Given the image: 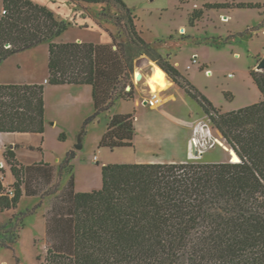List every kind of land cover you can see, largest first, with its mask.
<instances>
[{
	"label": "trees",
	"instance_id": "obj_1",
	"mask_svg": "<svg viewBox=\"0 0 264 264\" xmlns=\"http://www.w3.org/2000/svg\"><path fill=\"white\" fill-rule=\"evenodd\" d=\"M69 1L119 7L128 39L119 41L111 33V42H57L55 37L67 24L47 6L3 0L0 61L48 42V82L93 87L94 111L85 119L86 127L110 112L119 99H134L130 80L144 56L156 61L200 104L241 160L237 156L236 162L108 163L102 166L100 188L76 191L72 173L76 153L70 149L63 162L69 167V180L47 212L49 246L42 264H264V71L251 70L261 101L221 111L169 55L145 38L124 0ZM256 6L262 4L225 1L205 3L204 9ZM203 13L190 11L188 24L195 26ZM135 121L134 112L110 114L99 146L135 147ZM45 125L44 83H0V132L43 133ZM4 154L16 180L5 186V170L0 167V210L17 208L24 192L51 194L53 165L21 164L11 148ZM21 221L24 227V218Z\"/></svg>",
	"mask_w": 264,
	"mask_h": 264
},
{
	"label": "rangeland",
	"instance_id": "obj_2",
	"mask_svg": "<svg viewBox=\"0 0 264 264\" xmlns=\"http://www.w3.org/2000/svg\"><path fill=\"white\" fill-rule=\"evenodd\" d=\"M32 1L47 6L58 19L66 22L67 29L55 37L57 42H111V33L119 41L128 39L123 11L112 3L108 5H77L76 7L67 0ZM124 1L132 9L136 16L135 21L138 28L143 30V35L148 41L154 42L160 52L171 53L172 57L178 58L182 65H188V68L192 67L190 70L191 79L186 77L191 83L194 81L193 84L217 109L232 111L243 107L240 106L243 102L250 105L262 100L263 95L255 84L250 71L252 68H257L259 57L264 53L263 32L259 31V34H255L253 37L240 36L238 40L231 42L195 44L190 42L191 39L188 37L186 28L185 32L177 28L181 24H188L185 17L186 11H211L212 20L208 23L209 28L207 29L209 32L207 31L206 34H202L198 38H193V41L207 42L208 39L216 41L218 37H213L211 34L213 32L224 33L227 26H232V28L242 32L244 31L243 27L247 24L251 27L256 26L264 18V5L241 9L238 7L234 10L232 19L225 18L223 15L221 21L214 16L218 10L228 12L229 9L237 7L204 9L205 3L229 1L264 4V0ZM75 8L80 11L75 13ZM3 9V0H0V19ZM102 12H105L106 15H103ZM203 22L207 24L208 21L205 19ZM9 46L6 44V47ZM190 54L194 58L200 56V58L198 57L199 60L193 62ZM205 60L209 61L207 67H203ZM48 61L49 43L46 41L23 51L12 53L0 63V81L19 83L20 80L31 81L39 77L44 79L45 75L48 76ZM156 65H159L156 61H149L142 56V64L136 67L130 80L133 84L134 99L130 101L119 99L110 112L101 114L97 120L90 122L86 127H83V123L88 116L84 120L80 119L87 112L93 110L92 102L90 103L92 86L78 85L90 89L91 92L86 97L88 104L85 103L86 99H84L82 109L79 112L77 109L59 110L54 102H57L58 98L62 96L61 93L65 86L52 85L55 90L46 98L49 118L44 131V156L47 161L53 163L59 157L63 163L66 153L73 149L76 156L72 160V164L75 165L79 189L100 188L102 186V166L108 163H130L146 160L151 162H180L190 160V158L208 162L232 161L231 154L236 162V152L231 149L222 133L213 126L200 104L183 89L173 85L171 88L163 90L162 104L159 106L150 105L146 102L152 98V95L148 91L149 87L146 84L145 75L151 73ZM139 72L143 73L141 79L137 78ZM172 88L177 100L167 94ZM131 89V84L125 88L127 91ZM115 109L122 112L130 110L135 113L137 133L135 147H119L113 150L109 147L99 146L109 116ZM55 119L59 120V124H52ZM196 139L200 150L198 154L193 153L192 150V145L195 150L197 149ZM34 140L38 141L37 137ZM189 141L190 158L185 152ZM79 142L82 143V147H77ZM36 154L38 155V152ZM96 154L100 156L99 162L94 159ZM68 170L69 167L66 165L61 167L60 179L63 175L69 174ZM9 176L10 174L6 175L7 181H9ZM60 179L54 183L55 185L48 187V192L55 193L58 191L57 194H59L63 184ZM54 199L55 197L49 199L51 204ZM32 201L33 199L30 197H23L21 200L22 209L30 208ZM39 205L33 209L35 212L29 215L24 240L18 244L17 241L23 227L21 220L23 218L25 220V216H22L20 212L26 211L21 209L15 211L13 217L4 221L1 220L5 216L0 213V242L6 245L0 246V264L44 263L49 246L48 238L36 237L37 248L33 247L29 238L30 234L38 233L37 223L44 210V207L39 208ZM8 245L12 247L9 248Z\"/></svg>",
	"mask_w": 264,
	"mask_h": 264
},
{
	"label": "crops",
	"instance_id": "obj_3",
	"mask_svg": "<svg viewBox=\"0 0 264 264\" xmlns=\"http://www.w3.org/2000/svg\"><path fill=\"white\" fill-rule=\"evenodd\" d=\"M67 1L71 5L77 7V5L75 3H72L69 0H67ZM52 2H54V1H52ZM262 5H264V4H262ZM235 9H238V7L237 8H231V9L228 10V12L219 11L218 10V12H216V14L215 15L213 14V15L215 16V18L217 20H219V19L221 20V16H223V15H225V18L228 17V18L232 19L234 17V10ZM79 11H80L79 9L75 8V13H78ZM189 12H190L189 10L185 12L186 19H187V16H188ZM204 12H205V10H204ZM211 17H212L211 11H206L204 13V15L201 16V18L196 21V25L195 26H190L189 24H187V25H184V24L182 25L181 24V25H179V27L177 29L180 28L182 31L185 32V28H186V31H188V37H190L189 39H191L190 42H193L195 44H209V43L214 44V43H218L220 41H224V42H228L229 41V42H231L233 40H238V37H240V36L253 37L255 34H259V31L264 33V18H262V20H261L262 22L260 21L254 27H251L248 24L245 25L243 27V29H244L243 32L239 31V30H236L235 28H232V26H227L226 27L227 29H226V31L224 33L213 32L211 35H213V37H215V36L218 37V39H216V41L215 40H209V39L207 40V42H195V41H193V38H198V36H200L202 34H206L207 31L209 32V30H207V29L209 28L208 23L210 22V20H212ZM205 19H207V21H208L207 24H204V22H203ZM163 54L164 55H169L170 60L177 67L181 68L180 70L185 76H188L191 79L190 70L192 69V67L188 68L187 67L188 65L187 66L186 65H182L178 58H173L172 57L171 53H163ZM190 56H191V60H192L193 59L192 54H190ZM198 57L200 58V56L195 57L197 59V61L199 60ZM263 58H264V53H263V55H260L259 63L261 62V60ZM3 61L4 60L0 61V63H2ZM208 64H209V61L205 60L203 67H207ZM253 69L254 70H259L258 66H257V68H252L251 70H253ZM259 71H262V70H259ZM250 73H251V71H250ZM46 79H48L47 75H45L44 79H41V77H39L38 79H36V80L34 79V80H31V81L20 80L19 83L28 82V83H44L45 84V116H46V125H47L49 116H48V112H47L46 98H47L48 95H50L52 92H54L55 88H52L53 84L50 85L49 82H46ZM192 82L194 83V81H192ZM0 83H5V81H0ZM61 85H64L65 88L62 90V93H61L62 96L59 97L58 98L59 100L57 102H54V104H56L58 109L61 110V111L63 109H71V110H76L77 109L80 112L81 109H82V105H83L84 99H86L88 94H90L91 92H90V89L84 88V87H79V86L80 85H89V84H61ZM173 85H174V87H179L172 80V84L167 89L171 88ZM167 89H165V90H167ZM258 89H259V87H258ZM172 90H173V88L167 94L171 98H174L175 100H177V96L174 93V91H172ZM162 92L159 95V96H161V98H162ZM91 95H92V97H91L90 103L92 102L93 110L92 111L90 110L89 112H87L86 115L83 118H81L80 120H84L87 116H89L94 111L93 87H92ZM84 96H85V98H84ZM152 97H153V95H152ZM126 101H130V100H126ZM148 101H146V102H148ZM85 103L88 104L87 99L85 100ZM144 104H145V102H144ZM248 104L249 103L243 102L242 105H240V106L244 107V106H247ZM143 106H148V105H143ZM119 112H122V111H118V110L115 109V110H113L111 112V114L119 113ZM127 112H132V111L129 110ZM189 118H191L190 115H189ZM52 124H59V120L55 119L52 122ZM135 125H136V121H135ZM35 137H37L38 141L34 140ZM135 138H136V136H135ZM134 144L136 146V140H134ZM189 144H190V141L188 142V144L186 146V149H185V152H186V155H187L188 158H190ZM44 145H45L44 132L43 133L0 132V167H3L4 170H5L3 184L5 186L9 187L16 180V178H15L13 172H12V169H11L10 165L8 164V162H7L6 158H5V154H4L6 149L11 148V149L15 150L16 157H17L18 161L21 164L29 165V164H33V163H37V162H45V163H49V164L53 165L55 167V177H54L53 182L49 185V187L52 186V185H55L54 183H56L57 180L60 179V169L63 166V163H61V161H60L61 159L59 157H57V160L54 163L50 162V161H47L45 159L44 151H43L44 150ZM36 152H38V155L36 154ZM94 159H95L96 162H99L100 156H98L96 154L94 156ZM190 159H193V158H190ZM140 162H151V161L146 160V161H140ZM72 173H73V175L75 177V189H76V191H89L90 189L88 187L84 188V189H79L78 188L77 178H76V174H75V165L74 164H73ZM7 174H10L9 181L6 180V175ZM69 177H70V173L68 175L67 174L63 175L62 178L60 179L62 181V183H63L62 184V188L67 184V182L69 180ZM57 192L58 191H56L55 193H51V194H44L43 197H42V194L28 195L26 192H24V194L21 197V200H22L23 197H30V198L33 199L32 205L29 206L30 208H27L26 210H23L22 207H21V200H20V203H19L17 208L7 209V210H4V211L0 210V213L5 216L1 221H4L5 219H9V218L13 217L15 211H19L20 209L23 210V211H26V212H22V211L20 212V213H25V220H24L25 225L20 231V237H19V239L17 241V244L19 242H23L24 235H25L26 230L28 228V218L30 217L29 215H31L32 213L35 212L33 209L39 203H40L39 208L40 207H44V210H43L42 217L40 218L39 222L37 223L38 233L30 234L29 238H30L31 243L33 244V247L34 246L36 247L37 246V242L35 240L36 237H40L41 239H45L47 237V212H48V210L51 207V203H50L49 199L51 197H56L55 195H57Z\"/></svg>",
	"mask_w": 264,
	"mask_h": 264
},
{
	"label": "bare ground",
	"instance_id": "obj_4",
	"mask_svg": "<svg viewBox=\"0 0 264 264\" xmlns=\"http://www.w3.org/2000/svg\"><path fill=\"white\" fill-rule=\"evenodd\" d=\"M145 79L146 84L149 87L148 91L151 95H153V104L155 106H159L162 102L159 95L163 90L167 89L172 84V80L170 79L168 73L159 65H156L151 73L145 75ZM192 150L195 154L200 152L198 140L197 149L195 150L194 146L192 145Z\"/></svg>",
	"mask_w": 264,
	"mask_h": 264
},
{
	"label": "water",
	"instance_id": "obj_5",
	"mask_svg": "<svg viewBox=\"0 0 264 264\" xmlns=\"http://www.w3.org/2000/svg\"><path fill=\"white\" fill-rule=\"evenodd\" d=\"M258 69H259V70H263V69H264V58H263V59L261 60V62L259 63V65H258ZM137 78H138V79L143 78V73H142V72H139V73L137 74ZM77 147H82V143L79 142V144L77 145ZM225 147H226L227 149H229L228 146L225 145ZM231 149H233V150L236 152V150H235L234 148L231 147ZM236 154H237V156H238V160H237V161H240V160H241L240 156L238 155L237 152H236ZM231 158H232V161L235 162V161L233 160L232 154H231Z\"/></svg>",
	"mask_w": 264,
	"mask_h": 264
},
{
	"label": "built area",
	"instance_id": "obj_6",
	"mask_svg": "<svg viewBox=\"0 0 264 264\" xmlns=\"http://www.w3.org/2000/svg\"><path fill=\"white\" fill-rule=\"evenodd\" d=\"M3 13H6V9H3ZM192 60H193V62L197 61V59L194 58V57H193ZM46 82H48V79H46ZM148 103H149L150 105H154V104H153V99L151 98V99L148 101ZM10 193L13 194V190H12V189H10Z\"/></svg>",
	"mask_w": 264,
	"mask_h": 264
}]
</instances>
